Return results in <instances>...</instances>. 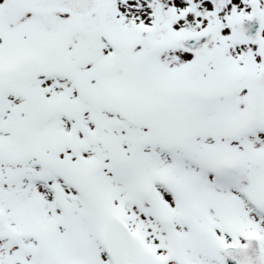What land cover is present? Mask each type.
<instances>
[{"label": "snow or ice", "instance_id": "snow-or-ice-1", "mask_svg": "<svg viewBox=\"0 0 264 264\" xmlns=\"http://www.w3.org/2000/svg\"><path fill=\"white\" fill-rule=\"evenodd\" d=\"M0 264H264V0H0Z\"/></svg>", "mask_w": 264, "mask_h": 264}]
</instances>
